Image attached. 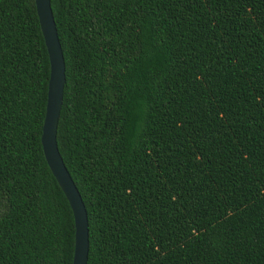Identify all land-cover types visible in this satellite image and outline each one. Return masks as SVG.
I'll use <instances>...</instances> for the list:
<instances>
[{"label":"trees","instance_id":"16d2710c","mask_svg":"<svg viewBox=\"0 0 264 264\" xmlns=\"http://www.w3.org/2000/svg\"><path fill=\"white\" fill-rule=\"evenodd\" d=\"M50 4L87 264H264V0ZM49 71L35 1L0 0V264L72 263Z\"/></svg>","mask_w":264,"mask_h":264},{"label":"water","instance_id":"95a60500","mask_svg":"<svg viewBox=\"0 0 264 264\" xmlns=\"http://www.w3.org/2000/svg\"><path fill=\"white\" fill-rule=\"evenodd\" d=\"M49 58L47 101L40 141L47 164L65 194L74 220V248L71 264H87L89 228L81 194L59 152L56 133L65 84V62L50 0H34Z\"/></svg>","mask_w":264,"mask_h":264}]
</instances>
